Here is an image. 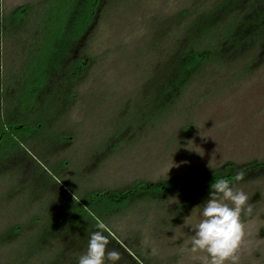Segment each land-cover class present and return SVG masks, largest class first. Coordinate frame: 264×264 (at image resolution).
<instances>
[{"label": "rangeland", "instance_id": "374dc122", "mask_svg": "<svg viewBox=\"0 0 264 264\" xmlns=\"http://www.w3.org/2000/svg\"><path fill=\"white\" fill-rule=\"evenodd\" d=\"M79 1L0 0V264H77L97 222L117 264L119 245L139 264H202L185 219L209 193L142 187L231 169L253 209L240 264H264V41L169 102L164 61L223 0H112L83 36Z\"/></svg>", "mask_w": 264, "mask_h": 264}, {"label": "trees", "instance_id": "16d2710c", "mask_svg": "<svg viewBox=\"0 0 264 264\" xmlns=\"http://www.w3.org/2000/svg\"><path fill=\"white\" fill-rule=\"evenodd\" d=\"M110 1L112 0L79 1L72 22L74 30L75 27L77 29L73 32L82 33L83 36L86 30L92 29L94 24L98 22L102 9ZM229 20L232 22L228 32L219 33L220 28ZM214 33H219L221 38L217 44L211 46L210 37ZM261 41H264V0H223L213 10L197 15L185 27L183 40L164 61V64L166 63L165 65L171 69L168 80L163 82L169 87L168 91H165L168 94L167 100L172 102L171 99H176L205 64L237 61L246 52L259 45ZM263 61L264 50L259 54L256 62L261 64ZM83 64L84 62L80 60L79 67L73 72L72 77L75 83L82 78L86 71V67L82 66ZM8 126L11 130V125ZM4 128V125H0V136L5 135L3 133ZM256 167H258L257 164L248 169L255 170ZM234 172L231 169L226 172L219 170L208 175H190L188 180L182 179L177 183L161 184L160 187L148 185V187L142 188L144 190L153 189L166 194L171 191L185 194L189 205L192 201L205 198V193H210V186L215 179L227 178L234 181L233 178L237 174ZM118 247L122 255H127V261L131 264H139L133 253L132 255L127 252L123 246L119 245Z\"/></svg>", "mask_w": 264, "mask_h": 264}, {"label": "clouds", "instance_id": "9594fccd", "mask_svg": "<svg viewBox=\"0 0 264 264\" xmlns=\"http://www.w3.org/2000/svg\"><path fill=\"white\" fill-rule=\"evenodd\" d=\"M233 179L242 181L243 171H238ZM248 201V195L236 189L232 181L215 179L208 199L193 210V213L200 210L198 221L191 223L193 213L185 219V225L192 231L187 240L190 252L200 257L202 264H240V252L246 240L244 218L253 211ZM96 229L90 234L87 248L77 264H117L121 255L115 249L109 250L105 224L97 222Z\"/></svg>", "mask_w": 264, "mask_h": 264}]
</instances>
